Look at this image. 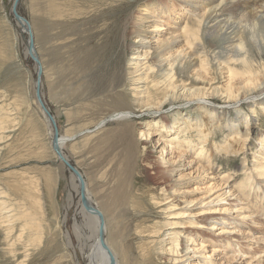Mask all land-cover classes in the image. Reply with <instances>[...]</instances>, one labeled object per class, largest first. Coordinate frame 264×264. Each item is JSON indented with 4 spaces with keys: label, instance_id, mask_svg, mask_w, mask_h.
<instances>
[{
    "label": "rangeland",
    "instance_id": "rangeland-1",
    "mask_svg": "<svg viewBox=\"0 0 264 264\" xmlns=\"http://www.w3.org/2000/svg\"><path fill=\"white\" fill-rule=\"evenodd\" d=\"M14 1L0 0V137H4L0 142V264H77L72 251L65 249L62 223L68 207L73 209L67 216L74 217L79 196L74 193L70 205L71 172L51 149L54 135L36 99L38 70L25 55L28 35H23L15 20ZM166 1L176 2L173 5L183 13L180 2L188 0H144L139 4L136 0H21L17 10L32 28L43 68L44 100L59 135L68 140L62 150L85 177L93 200L105 210L99 190L116 184L115 172L131 150V141L135 143V162L140 157L136 166L144 165L147 170L138 173L140 169L133 166L134 177L151 180L136 191L149 193L140 205L148 208L147 215L140 214V219H148L145 226L159 231L157 238L148 241L165 245L162 252L152 253L151 264H264V176L258 168L264 165V141L260 142L264 111L258 105L264 99V86L251 95L242 94L239 103L222 104L221 99H192L186 95L175 102L151 79L147 84L151 94L142 100V94H135L128 83L131 76L124 73L138 62L133 61L141 51L134 47L137 39L152 42L141 46L151 52L147 61L157 68L162 64L168 68L166 64L176 62L178 52L183 48L188 51L178 21L171 26V21L164 18L161 31L157 25L153 27L157 19L154 15ZM125 16L126 79L114 87L109 77L122 47L114 48L110 41ZM203 38L212 53L211 39L205 31ZM209 60L211 79H201L196 65L189 73V82L206 90L221 89L228 83L227 68L212 55ZM205 106L228 112L213 115L205 111ZM121 113H127V118L110 121ZM226 118L235 119L244 143L249 137L244 152L215 149L228 134ZM152 120H159L161 127L146 128V122ZM193 121L212 129L209 140L196 131L189 134L196 137L188 138L183 133L167 137L170 128ZM103 122L107 123L101 126ZM142 132L147 141H142ZM185 139L198 144L208 141L202 144L201 152L199 147L194 150L185 143L178 147V142ZM200 153L203 156H198ZM98 180L110 184L101 189L96 186ZM158 201L162 204L157 205ZM171 205H176V211L165 213ZM131 212L136 213L133 209ZM208 212L212 214L205 215ZM176 213L186 216L174 220ZM8 220L13 221L12 232ZM175 222L185 228L173 230L175 226L167 225ZM175 231L180 232L178 248L174 243L178 239L171 237ZM139 241H134L135 248L144 243ZM109 243L122 264H127L111 237ZM137 252L135 259L141 257Z\"/></svg>",
    "mask_w": 264,
    "mask_h": 264
},
{
    "label": "bare ground",
    "instance_id": "bare-ground-1",
    "mask_svg": "<svg viewBox=\"0 0 264 264\" xmlns=\"http://www.w3.org/2000/svg\"><path fill=\"white\" fill-rule=\"evenodd\" d=\"M136 1H139L137 4L144 3V0ZM173 3L176 2L166 1L160 4V9L157 11V14L154 15V18L157 19L153 22V27L156 28L155 25H157V30L161 31L160 24L164 18L171 21L167 22H170L169 25L174 24L172 22L178 21L176 23H178L181 30V36L183 38L182 42L188 47V51H183V48L182 52L180 51L181 53L178 52L179 57L177 56L178 58H176V62H168V64H166L168 68H163L165 66L162 63V65L157 68L154 65L149 64V61H147L151 52L143 51L145 48H142L141 46L145 44L148 45L152 42H148L142 38L137 39L136 42H134V47L136 48V51H141L136 53L137 56L134 57L133 61L138 60V62L136 61L131 64L134 68H129L124 72L131 76L128 83L133 87V90L136 91L135 94H142V100H144L145 97L151 94L150 91L147 90V84L153 79V81L156 82L153 85L165 90L169 97L175 100V102H177V100L183 95H186L190 96L192 99H195L194 97L197 98V96H208L212 97L214 100L216 99V101L217 99H221L223 101L221 102L222 104H230L238 102L242 94L251 95V93L258 87L264 86V0H188L187 2H180V4L184 5L183 11H185L183 13L180 12L179 6L173 5ZM144 16L147 17L146 14H144ZM126 19L127 16L124 17L122 25L121 23L119 24L120 26H118L114 38L110 41L111 46L114 48L122 47L117 53L116 61L113 64V71H111L109 77L110 84L114 87L120 85L126 79V75L123 74L124 59L127 53L124 50V44L127 42L126 40L128 36L127 23L125 24ZM25 22L29 24L26 20L23 24L17 21L21 32H24L23 35H28L29 42L31 39L34 40L33 31L30 35L27 33ZM204 31L210 36L211 45L213 47L212 53L207 50L204 42ZM28 42L25 55L26 57L31 58V55H29L28 52ZM158 42L162 43L159 39ZM170 43H173V40ZM167 44H169V42H167ZM170 47H172L171 44ZM175 53L173 54L175 55ZM169 54H171V52H169ZM34 55L38 57L36 48ZM211 55L214 60H219V65L224 63L226 66L229 74L228 83L226 86H222L221 89L216 87H211L209 90L198 88L193 81L189 82V73L194 70L197 65L202 72H198L200 73V78L204 80L205 78L211 79V69L209 67V57ZM144 60H146L145 63H142L141 61ZM37 70L38 68L36 65V71ZM197 76L199 77V75ZM189 85H193V88L187 89V86ZM141 88L145 89L144 92ZM42 98L47 107L43 94ZM207 102L205 103L207 104ZM209 105L212 104L209 103ZM258 105L262 106V110L264 111V99L261 103H258ZM204 108H206L205 111H211L213 115L224 116L228 112L226 109L222 108L209 109L210 107L207 106ZM47 109L49 108L47 107ZM43 115L52 129L53 136V128L48 117L44 113ZM120 117V119L127 118V113H121ZM225 120L224 128L228 130V134L223 138L222 142L215 144V149H220L225 152H244L247 150L246 143L248 142L249 137H247V140L244 143L240 138V128L234 122L235 119L226 118ZM244 120L248 123V120ZM146 123V128L161 127V122L159 120H152ZM203 126L200 127L198 123L194 121L190 125H176L169 129V135L167 137L172 138L174 133H178L179 135L183 133L188 138L196 137L195 135H189L191 132L196 131L199 132V135L204 139L206 138L209 140L212 135V129ZM2 130L3 129L0 127V131ZM232 134L234 135L231 136ZM60 137L65 139L63 136ZM141 138L142 141H147L148 139L143 132L141 133ZM3 139L4 137H0V142ZM178 139L182 138L179 137ZM208 140H201V143L198 144L197 142L185 139L182 140L184 142H178L177 146L181 147V143H185L186 146L194 148V150L199 147L202 152L204 150L202 144ZM235 140H237V143ZM260 140L263 144L264 134L261 135ZM134 144L135 143L131 141L128 146V150H131L126 154L122 166L115 172L114 179L116 180V184H114L112 188H107L105 190L102 189L107 187V185L110 184V181L106 182V180H98L95 182L96 186L102 189L99 190L98 194L103 201L106 211L99 203L93 200L91 190L88 189L85 177L81 174L86 183V194L89 202L100 211L103 216L105 244L113 255L116 264H122V262L119 254L109 243L110 237L112 238L114 245L122 253V258L127 264H151L153 262L152 253L157 250L162 252V247L165 246H157L154 241H148L151 238H157L159 231H153L145 226L149 221L148 219H140L141 215H144V213L147 215L146 211L148 208L145 210L146 208H143V206L140 205L142 201H146L149 193H137L136 191H140V189L137 190V188L141 187L142 183L146 182L147 184V182H151V180H148L149 178L144 179L143 177L138 176L134 177L135 175L133 171L135 172V170L133 169V166H136L139 161L138 159L140 158L138 157L135 162V157L137 155L134 151H137V149H135L137 146ZM51 149L53 151L52 143ZM62 154L67 162H69L66 154L64 152ZM148 154L149 153L143 154L141 159H145ZM54 155L57 160L67 168L65 163L59 159L58 155H56V153H54ZM200 155L203 156L201 153L198 156ZM136 167L140 169L138 173H144L147 170L144 165L142 166L138 164ZM258 168L263 170L261 176H264V165L258 166ZM71 186L72 191L68 197L70 205L73 202L75 194L79 196V203L75 207L76 211L72 219L67 216L70 210L73 209L72 207H68L66 215L63 218L62 224L65 228L63 238L66 242L64 244L65 249L66 251H72V256L77 264H109V252L104 249L100 240V219L95 213L87 211L83 206L80 196L79 181L72 173ZM150 194H152V192ZM152 200H156L155 195L152 196ZM159 204L161 205L162 202L158 201L157 205ZM171 206L172 207L165 209L164 212L167 214L175 212L176 205ZM131 209L136 211V213H132ZM210 214L212 213L208 212L205 215ZM185 216L186 215L182 216L181 213H176L172 219L179 220L183 219L182 217ZM8 222L9 232H12L13 221L8 220ZM167 225L175 226L173 230L185 228L182 223H167ZM179 235V231L171 233L173 239H178L174 240V243L176 242V248L179 247ZM137 240L143 241L144 243H142V245L140 243V246L138 245V247L135 248L134 241ZM136 250L138 251L137 253H141L139 259L133 257Z\"/></svg>",
    "mask_w": 264,
    "mask_h": 264
},
{
    "label": "water",
    "instance_id": "water-1",
    "mask_svg": "<svg viewBox=\"0 0 264 264\" xmlns=\"http://www.w3.org/2000/svg\"><path fill=\"white\" fill-rule=\"evenodd\" d=\"M21 2V0H15L14 1V5H13V15L15 17V19L22 23L25 21L24 18L22 16L19 15V13L17 12L18 10V5ZM26 25V31L27 33L30 35L32 30L30 28V25L27 24L25 22ZM28 52L29 55H31L32 60L36 63L37 68H38V73H37V83H36V99H37V103L40 106L41 110L43 111V113L48 117V120L53 128V132H54V136L52 139V148L54 153H56V155H58L59 159L63 161V163H65L67 169H69V171L77 178V180L79 181V189H80V193H81V201L83 206L85 207V209L87 211H91L93 213H95L99 219H100V240L101 243L104 247V249L106 251L109 252V257H110V263L109 264H116L115 259L113 258V255L110 253L108 246L105 244V240H104V219L103 216L101 215L100 211H98L90 202L89 199L87 198V194H86V183L80 173V171L75 168L71 162H67V160L65 159L64 155L62 154V146L68 141L67 139H63L62 137L59 136V128L57 125V122L54 118V116L51 114V112H49V109H47L43 98H42V76H43V68L41 65V62L39 60L38 57H36L35 54V44L33 42V39H31L28 42ZM121 118L120 115H116L113 116L110 121H114ZM107 122H103L101 124V126L105 125Z\"/></svg>",
    "mask_w": 264,
    "mask_h": 264
}]
</instances>
